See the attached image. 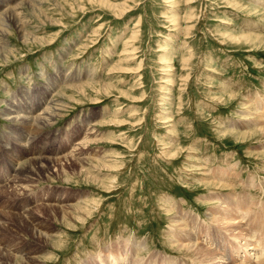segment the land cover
<instances>
[{
    "label": "rangeland",
    "instance_id": "374dc122",
    "mask_svg": "<svg viewBox=\"0 0 264 264\" xmlns=\"http://www.w3.org/2000/svg\"><path fill=\"white\" fill-rule=\"evenodd\" d=\"M34 1L0 36V264H199L189 236L239 264L233 213L262 253L264 0Z\"/></svg>",
    "mask_w": 264,
    "mask_h": 264
},
{
    "label": "bare ground",
    "instance_id": "6f19581e",
    "mask_svg": "<svg viewBox=\"0 0 264 264\" xmlns=\"http://www.w3.org/2000/svg\"><path fill=\"white\" fill-rule=\"evenodd\" d=\"M32 1H34V0H32ZM30 2H31V0L25 1L24 3L21 2L20 4H18L16 6H13L14 2L13 3H8L7 1L5 2V4H6L5 9L3 10V12L1 13V16H0V36L3 37L7 33L6 29H7V26L9 25V23L15 22V21L18 20V17H19V15L17 13L18 8L19 7H23L25 5H29ZM34 2H36V1H34ZM8 28H9V26H8ZM28 36L29 35H24L23 38H26L25 42H28V40H27ZM30 39H31V37H30ZM33 40L35 41V39H33ZM3 60L6 62L8 59H3ZM82 87H84V86L77 87L76 89L81 91ZM55 103H56L55 101L51 102L49 104V106H47L42 112H40L36 116L27 114L26 112H21L20 108L17 109L16 108L17 106L15 107V105H14V107H10L9 108V111H10L9 114H6V115L4 114V115L7 117V119L9 121H11V120L13 122H17L18 121V122H21V124H25V125H28V126L37 125V127L39 126V128H40V126H45V125H48L49 123H51L56 117H58L59 113L62 111L63 107L61 105L55 104ZM88 142H89V140H88V137H87L86 139H84V143L86 144ZM71 153H69V155H65V156H63L61 158L64 161L68 162V161L72 160L73 157H75L77 155L76 151H75V153H73V152H71ZM79 154H80V152H79ZM48 158L45 156L41 160L40 159L39 160L30 159V162H29L30 168L27 167V169L30 171V173L29 174L25 173L23 175L21 174L22 177L21 176L20 177L22 179L20 177H19L20 179L19 178L17 179V180H19L18 182H20V185L15 186L14 190L19 189L21 186L27 187V189H28L30 187V185H32L33 183L37 182V178L42 176V173H44L43 171L45 169H47L46 171L49 170V168H48L49 165L54 164L55 167H59V164L62 163L61 158H57V159H48ZM84 161H85V159H84ZM79 162H83V161L79 160ZM47 163H49V164L47 165ZM24 181L27 182V185H26V183ZM11 187L12 186H10V188ZM22 191L25 192V189H23ZM22 194H23V192H22ZM19 195H20V193H19ZM85 205H88V203L85 204ZM85 207H89V205L85 206ZM226 208L230 209L229 205H227ZM81 210L83 211L82 213H80L81 215H84L85 213H86V215L87 214L89 215V211L86 208H82ZM230 216H231L232 219H230L226 223H224V226L226 228H228V229L230 228L232 230L231 231L232 234H231L230 237H232L233 240H237L238 241L239 239H242L243 241H245L243 243V250L241 251L242 254L238 253V256L241 257V259H242V260H240L239 264H241V263L242 264H264V253H263L264 251L262 253H260L259 249L256 247V245L254 243V242H256V240H259V239L257 238L256 240H253L254 236L253 237L250 236V231L247 230L246 228L242 227L241 224L244 223V222H242V220L239 217H237L235 213L230 214ZM0 218H2V217L0 216ZM64 218L69 220V213L64 212ZM215 218H216V220H219V221L223 220V219H221V217L219 218L218 216H216ZM21 219H23V218L21 217ZM0 221H1V219H0ZM83 223H84V220H83ZM181 227L185 228L184 230H187L186 227H184V226H181ZM247 227H249V226H247ZM37 234H38V236H37L38 238L37 239H40V241H42L43 243L47 244L48 242H50V240H51L50 236H45V234H43V233L39 234L38 232L36 233V235ZM196 237L197 236H194V237L193 236H189L188 238L186 237L185 239H187L189 241L191 239H193V238L196 239V241L194 240V242L191 243V244L181 243V245L179 246V249L180 250H185V252H187L188 255H190L192 258L194 257V260L197 263H199V264H228L223 259L219 260L217 258V255H216L215 252H213V251L206 252L203 248L197 246L198 245L197 244V239L198 238H196ZM234 247H235V244L232 243V245H228V250L233 253V249H235ZM139 248H141V246H139ZM251 251H255V252L252 253ZM1 253H3V252H1ZM2 257H5V256L3 255ZM250 257L254 261H251ZM106 258H107V260L103 261V262H106V263L108 262L109 264H126V262H125L126 259H121L119 257H116L112 253H110ZM26 263L27 264H31V261L28 260ZM132 264H136V263L134 262Z\"/></svg>",
    "mask_w": 264,
    "mask_h": 264
}]
</instances>
